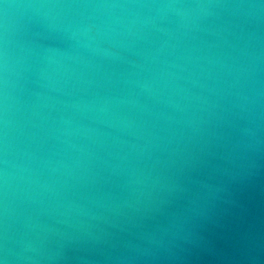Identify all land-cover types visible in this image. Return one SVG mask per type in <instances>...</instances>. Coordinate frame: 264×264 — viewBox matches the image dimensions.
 I'll use <instances>...</instances> for the list:
<instances>
[{
	"label": "water",
	"instance_id": "water-1",
	"mask_svg": "<svg viewBox=\"0 0 264 264\" xmlns=\"http://www.w3.org/2000/svg\"><path fill=\"white\" fill-rule=\"evenodd\" d=\"M0 264H264V0H0Z\"/></svg>",
	"mask_w": 264,
	"mask_h": 264
}]
</instances>
